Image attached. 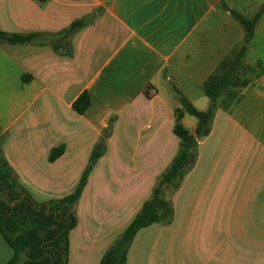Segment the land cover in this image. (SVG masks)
<instances>
[{"label": "crops", "instance_id": "crops-1", "mask_svg": "<svg viewBox=\"0 0 264 264\" xmlns=\"http://www.w3.org/2000/svg\"><path fill=\"white\" fill-rule=\"evenodd\" d=\"M224 4L252 18L264 0H0L6 33L58 34L87 22L64 52L0 43L4 156L36 205L73 193L105 143L72 209L67 264H100L177 156L174 88L198 110L210 107L204 83L246 36ZM263 20L246 53L256 80L229 111L216 109L194 167L179 188L166 189L172 222L141 229L126 264H264ZM83 92L91 105L80 115L72 105ZM182 123L195 133V117ZM13 255L0 235V264Z\"/></svg>", "mask_w": 264, "mask_h": 264}, {"label": "trees", "instance_id": "trees-1", "mask_svg": "<svg viewBox=\"0 0 264 264\" xmlns=\"http://www.w3.org/2000/svg\"><path fill=\"white\" fill-rule=\"evenodd\" d=\"M224 8L229 10L231 15L244 27L246 31L245 43L232 57L223 60L215 73L204 83L203 91L211 101L208 110H198L174 88L182 106L176 110L174 127L175 135L181 140L180 150L154 187L151 198L144 203L131 224L104 254L100 264H126L130 246L141 229L153 224L168 225L172 222L174 210L171 203L165 198L166 189L176 190L179 188L184 176L194 167L197 161L199 140L210 134L211 122L216 109L219 107L229 111L233 102L239 98L237 88H244L249 83V79L242 80L244 76L242 74L245 73L243 59L247 53V45L252 40L255 28L264 14V4L252 18H246L240 13L230 10L225 4ZM86 24L85 19L75 21L58 34H17L0 30V43H49L57 52H64L70 47L69 39L72 35ZM225 91L227 92L226 99H222L221 103H218ZM90 105V94L83 92L73 103L72 108L76 113L83 115ZM185 114L198 120L194 134L182 123ZM4 140V137H0V193H5V197H0V235L14 251L13 257L7 264H64L68 259L69 232L76 225L72 209L80 199L94 165L105 153L104 140L102 139L94 147L88 165L73 193L60 200L50 201L48 203L50 205L49 213H46L47 204H43L38 211L37 205L20 184L18 175L4 156ZM64 151L63 145L53 148L49 155V161L54 162ZM25 194L26 197L22 202L16 203L15 206L10 205ZM23 219H30V225L25 229L20 224ZM45 232L48 234L49 246L47 247L42 242V235ZM23 253H26L27 258L22 262ZM47 253L49 255H46Z\"/></svg>", "mask_w": 264, "mask_h": 264}, {"label": "rangeland", "instance_id": "rangeland-1", "mask_svg": "<svg viewBox=\"0 0 264 264\" xmlns=\"http://www.w3.org/2000/svg\"><path fill=\"white\" fill-rule=\"evenodd\" d=\"M258 34H259V38H258V40L259 39H261L262 38V40L260 41L261 43H259L261 46H263L264 45V20L262 21V23H261V25H260V27H259V30H258ZM262 52H264V48H263V50H262ZM232 57V56H231ZM251 62H252V60H251ZM253 63V62H252ZM243 66H244V72L245 73H243L242 75H244L243 76V78H242V80H244V78L245 79H251V80H256V75H255V73H253V74H250L249 72H250V68L251 69H254L255 71H258L257 69H255V68H253V67H250V64L248 65L247 63H246V55H245V57H244V59H243ZM256 67V66H255ZM246 74V75H245ZM238 90H236L237 92H241V89L240 88H237ZM0 93H2V91H0ZM226 91L223 93V95H222V97H221V99L219 100V102L218 103H221V101H222V99L223 100H225L226 99V97H227V95H226ZM4 109V105L2 104V102L0 101V111L2 112V110ZM169 189V191H171V188H168ZM0 197H5V193H0ZM20 224H21V227L23 228V229H25V228H27L29 225H30V219H23V221L21 220V222H20ZM42 242H43V245L44 246H49V243H48V234H47V232H45V233H43V235H42ZM46 255H49V253H47ZM21 258H22V262L27 258V256H26V253H23L22 254V256H21ZM21 262V263H22Z\"/></svg>", "mask_w": 264, "mask_h": 264}, {"label": "water", "instance_id": "water-1", "mask_svg": "<svg viewBox=\"0 0 264 264\" xmlns=\"http://www.w3.org/2000/svg\"><path fill=\"white\" fill-rule=\"evenodd\" d=\"M25 197H26V194L25 195H23L20 199H17L16 201H14L12 204H10L11 206H15L16 205V203H18V202H22L24 199H25ZM5 201H7V200H5ZM8 202V201H7ZM36 206V205H35ZM47 207H48V210L46 211V213H49L50 211V205L49 204H47ZM42 208V205H37V210L39 211L40 209ZM55 215H56V212H55ZM64 264H67V262H64Z\"/></svg>", "mask_w": 264, "mask_h": 264}, {"label": "built area", "instance_id": "built-area-1", "mask_svg": "<svg viewBox=\"0 0 264 264\" xmlns=\"http://www.w3.org/2000/svg\"><path fill=\"white\" fill-rule=\"evenodd\" d=\"M155 94V91L154 90H151V95H154Z\"/></svg>", "mask_w": 264, "mask_h": 264}]
</instances>
